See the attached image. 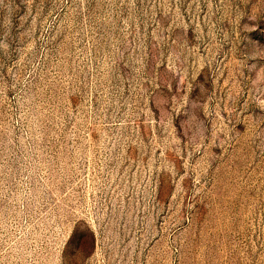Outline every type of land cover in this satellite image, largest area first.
<instances>
[{
    "label": "rangeland",
    "instance_id": "1",
    "mask_svg": "<svg viewBox=\"0 0 264 264\" xmlns=\"http://www.w3.org/2000/svg\"><path fill=\"white\" fill-rule=\"evenodd\" d=\"M0 264H264V0H0Z\"/></svg>",
    "mask_w": 264,
    "mask_h": 264
}]
</instances>
